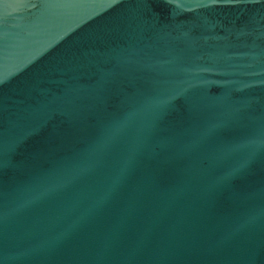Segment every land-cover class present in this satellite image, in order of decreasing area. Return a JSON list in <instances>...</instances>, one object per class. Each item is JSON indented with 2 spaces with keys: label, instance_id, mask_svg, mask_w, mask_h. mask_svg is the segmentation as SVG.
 <instances>
[{
  "label": "water",
  "instance_id": "95a60500",
  "mask_svg": "<svg viewBox=\"0 0 264 264\" xmlns=\"http://www.w3.org/2000/svg\"><path fill=\"white\" fill-rule=\"evenodd\" d=\"M0 264H264V0H0Z\"/></svg>",
  "mask_w": 264,
  "mask_h": 264
}]
</instances>
